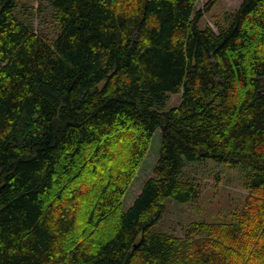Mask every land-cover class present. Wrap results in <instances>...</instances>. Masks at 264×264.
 <instances>
[{"label":"trees","instance_id":"trees-1","mask_svg":"<svg viewBox=\"0 0 264 264\" xmlns=\"http://www.w3.org/2000/svg\"><path fill=\"white\" fill-rule=\"evenodd\" d=\"M199 1L0 0V264H264V0L218 32L201 25L218 0ZM209 161L245 172L242 211L154 231Z\"/></svg>","mask_w":264,"mask_h":264},{"label":"rangeland","instance_id":"rangeland-1","mask_svg":"<svg viewBox=\"0 0 264 264\" xmlns=\"http://www.w3.org/2000/svg\"><path fill=\"white\" fill-rule=\"evenodd\" d=\"M209 0H200L197 10L203 9ZM38 7L37 1H26ZM243 0H218L217 4L205 14L201 25L211 26L216 32L226 26L228 18L241 6ZM42 8L32 17L36 31L47 37H54L57 25L51 5L42 1ZM180 95L166 96L159 105L165 111L178 107ZM160 134L155 135L151 152L144 162L136 180L130 187L125 198V209L132 206L145 182L153 176V170L158 160ZM186 176L196 179L200 184V194L196 201L180 204L168 201L167 212L156 224L154 231L184 236L187 227L194 222L230 221L240 210L242 211L246 196V174L240 168L232 169L226 165L214 162L187 164ZM132 204V205H131Z\"/></svg>","mask_w":264,"mask_h":264}]
</instances>
